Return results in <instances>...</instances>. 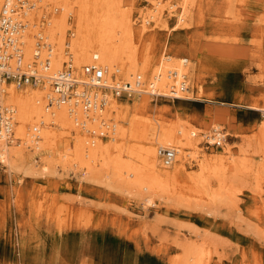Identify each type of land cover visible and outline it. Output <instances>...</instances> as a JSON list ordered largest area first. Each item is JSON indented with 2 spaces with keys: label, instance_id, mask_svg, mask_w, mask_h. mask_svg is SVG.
<instances>
[{
  "label": "rangeland",
  "instance_id": "374dc122",
  "mask_svg": "<svg viewBox=\"0 0 264 264\" xmlns=\"http://www.w3.org/2000/svg\"><path fill=\"white\" fill-rule=\"evenodd\" d=\"M152 1L123 0L137 63L149 61L139 75L147 82L161 56H171L190 66L189 88L184 98L111 97L127 118L199 131L206 156L228 147L225 165L242 162L238 175L231 176L232 166L224 174L230 190L209 176L205 192L198 191L197 159L190 158L175 190L147 193L150 204L104 168L87 176L64 159L70 129L50 143H18V165L0 163V264H264V0H161L163 20H147L141 34L138 12ZM214 127L225 133L220 147L203 136Z\"/></svg>",
  "mask_w": 264,
  "mask_h": 264
},
{
  "label": "bare ground",
  "instance_id": "6f19581e",
  "mask_svg": "<svg viewBox=\"0 0 264 264\" xmlns=\"http://www.w3.org/2000/svg\"><path fill=\"white\" fill-rule=\"evenodd\" d=\"M4 2L5 0H0V10ZM12 2L13 0L10 1ZM30 2L34 3L27 10L26 18L31 23L36 20L35 24L42 27L44 45H40L41 34L39 38L36 35L29 38V34H34L32 31L37 28L30 26L31 31L25 32L22 38L24 43L22 61H32L37 57L38 60H47V66L46 63L44 65L39 63L36 67L46 77L61 71L67 62L78 80H83L81 74L83 64L96 63L106 67L108 82L116 79L122 83L134 84L139 80L137 82L144 84L145 80L139 73L147 69L149 61L143 56L140 64L137 63L133 18L130 10L123 5V0H29L27 5ZM186 3L188 1L182 5ZM152 4L154 7L151 9L138 12L142 22L141 34L142 31L147 30V20L153 22L163 20L160 14L164 6L162 1L153 0ZM69 16L72 18L73 27L69 22ZM36 50H38L37 55H35ZM189 70L187 61L162 55L158 64L152 69L147 82L154 80L155 91L169 97V87L180 81L184 74L186 76ZM48 79L49 77L38 85H17L14 82L3 84L4 102L8 105L9 112L1 109L2 115L4 118L12 116V119H8V124H5L3 117L0 119V140L4 136L9 137L0 141V163L7 165L9 169L18 165V161L13 160L19 158V150L15 147L18 143L33 144L37 140L50 143L51 138H59L57 131L70 129V133L74 136L72 148L61 155L64 159H72L75 166L87 176L94 175L96 168H104L113 178L120 180V187L129 190L132 188L135 190V187L142 190V194H146L145 201L150 204L153 200L147 193L155 192L154 190L163 191L168 187L175 190L176 180L185 169V162L190 161V158L197 159L198 169L192 174V178L198 191L205 192L209 184V176L219 180L223 185L222 188L226 187L229 191L230 187L226 186L228 183L224 174H227L230 166H232V170L229 169L232 172L231 176L239 174L238 166L242 165V162L233 161L230 166L224 163L226 154L230 152L228 147L223 145L224 155L206 156L201 153L202 149L199 147L201 139L195 137L199 131L191 130L193 128L189 127L186 132L181 122L176 124V127L163 122L146 124L134 118H127V110L117 104L111 93L102 92L101 89L93 86L87 87L84 92L81 87L77 90L88 101L93 100L95 106L90 110H84L73 99L56 102L54 98L57 92ZM187 90L177 92L174 96L184 98ZM79 127L82 130H78ZM218 128L214 127L212 133H203L206 142H216L218 136L219 145L222 146L225 133ZM175 131L179 134L176 142L171 138ZM192 132H195L193 137ZM174 144L178 146L188 144L192 150L184 154L181 152V155L175 153L172 163L176 160L178 163L174 165L171 163L173 167L169 169L161 161L158 150L161 147H172ZM209 195L213 197L212 194ZM199 254V251H194L195 257ZM194 255L185 253V256L191 258Z\"/></svg>",
  "mask_w": 264,
  "mask_h": 264
},
{
  "label": "built area",
  "instance_id": "2783aa9c",
  "mask_svg": "<svg viewBox=\"0 0 264 264\" xmlns=\"http://www.w3.org/2000/svg\"><path fill=\"white\" fill-rule=\"evenodd\" d=\"M10 1L12 0H5L0 10V119L2 117L4 118L2 111L9 112L8 105L4 102L3 84L11 82H14L17 85H38V83L43 82L49 77L48 80H51L52 87L57 92V95L54 98L56 102H66L73 99V101L79 103L84 110H90L95 105L93 104V100L90 102L84 98V95L82 96V94L77 92L79 87H81L82 92H84L87 87L93 86L94 88L101 89L102 92L111 93L115 98L124 100L138 99L145 94H148L151 97L163 96L161 92L159 93L155 91L154 80L146 83L144 82V84L137 82L139 80H136L134 84L127 82L120 83V80L116 79L108 82L106 80V67L96 63H85L81 66L83 80H78L74 76L71 65L67 62L61 71L49 74L47 77L42 75L36 67L39 63L43 65L46 63L45 65L47 66V60H38L37 57V59H31L32 61H22V46L24 44L22 40L23 35L25 32L31 31L30 26H37L35 22L31 23L28 18H26L27 10L33 6L34 2H30V4L27 5L29 0H13L12 3H10ZM32 32H34V36L36 35L37 38H39V35L41 34L39 39L41 43H39L41 46L44 45V32L42 27H39L38 25ZM40 45L37 46L40 47ZM37 51L38 50H36L35 55H37ZM187 83V78L184 74L180 81L177 83L175 82L169 87V97L174 98V95H176L177 92L187 90ZM50 101L52 100L50 99ZM4 119L6 121L5 124H8V119H12V116H7ZM10 131L11 130H9V133ZM6 133H8V130ZM8 138V136H4L0 141ZM216 138V142L206 143L220 146V138L218 136ZM175 152L176 150L174 148L167 146L161 147L158 150L159 157L164 165L172 163L175 157Z\"/></svg>",
  "mask_w": 264,
  "mask_h": 264
}]
</instances>
